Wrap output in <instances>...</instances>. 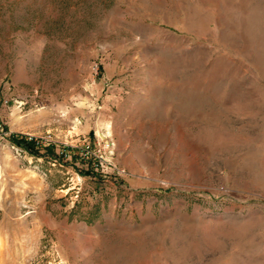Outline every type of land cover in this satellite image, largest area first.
<instances>
[{"label": "rangeland", "instance_id": "1", "mask_svg": "<svg viewBox=\"0 0 264 264\" xmlns=\"http://www.w3.org/2000/svg\"><path fill=\"white\" fill-rule=\"evenodd\" d=\"M0 264H264V0H0Z\"/></svg>", "mask_w": 264, "mask_h": 264}, {"label": "trees", "instance_id": "2", "mask_svg": "<svg viewBox=\"0 0 264 264\" xmlns=\"http://www.w3.org/2000/svg\"><path fill=\"white\" fill-rule=\"evenodd\" d=\"M13 141L15 144L18 146H21L23 149L28 151L29 153L32 154H38V148H37V143L34 139H27L25 137H21L20 139H15V137H12ZM52 149H49L48 152H50Z\"/></svg>", "mask_w": 264, "mask_h": 264}]
</instances>
